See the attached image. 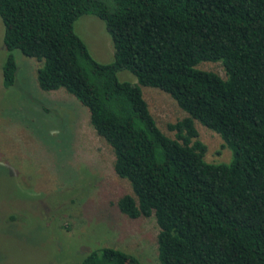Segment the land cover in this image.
Listing matches in <instances>:
<instances>
[{
  "label": "trees",
  "instance_id": "obj_1",
  "mask_svg": "<svg viewBox=\"0 0 264 264\" xmlns=\"http://www.w3.org/2000/svg\"><path fill=\"white\" fill-rule=\"evenodd\" d=\"M82 15L103 22L110 63L75 35ZM0 20L2 86L13 84L16 50L39 63L40 90H62L87 110L131 190L114 206L130 220L153 217L158 264H264V0H0ZM200 63H218L224 77ZM119 71L136 84L119 82ZM139 87L184 113L166 125L173 139ZM194 122L218 135L229 163L204 161ZM78 264L140 263L101 247Z\"/></svg>",
  "mask_w": 264,
  "mask_h": 264
},
{
  "label": "rangeland",
  "instance_id": "obj_2",
  "mask_svg": "<svg viewBox=\"0 0 264 264\" xmlns=\"http://www.w3.org/2000/svg\"><path fill=\"white\" fill-rule=\"evenodd\" d=\"M73 31L96 62H111L102 21L82 15ZM2 35L0 20V264H78L101 247L121 250L140 264H158L153 217L130 220L114 206L131 190L113 174L111 150L90 128L87 110L62 90H40L39 63L16 50L9 52L13 84L2 86L1 66L8 54ZM197 68L224 77L218 63ZM116 78L136 84L126 71ZM139 88L157 127L173 139L166 125L184 113L165 93ZM194 127L205 147L204 161L229 163L230 151L218 135L196 122Z\"/></svg>",
  "mask_w": 264,
  "mask_h": 264
}]
</instances>
